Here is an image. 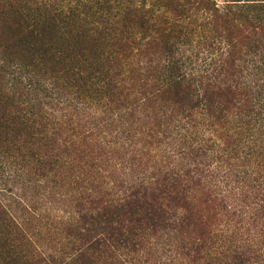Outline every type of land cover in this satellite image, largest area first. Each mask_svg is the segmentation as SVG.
<instances>
[{
  "label": "trees",
  "instance_id": "trees-1",
  "mask_svg": "<svg viewBox=\"0 0 264 264\" xmlns=\"http://www.w3.org/2000/svg\"><path fill=\"white\" fill-rule=\"evenodd\" d=\"M224 3L0 0V240L34 235L56 195L42 182L65 188L68 207L149 198L163 221L200 215L193 184L208 221L220 210L214 264H263L264 0ZM37 68L70 72L68 93L38 89ZM113 221H100L107 235ZM113 259L99 262L124 264Z\"/></svg>",
  "mask_w": 264,
  "mask_h": 264
},
{
  "label": "rangeland",
  "instance_id": "rangeland-1",
  "mask_svg": "<svg viewBox=\"0 0 264 264\" xmlns=\"http://www.w3.org/2000/svg\"><path fill=\"white\" fill-rule=\"evenodd\" d=\"M217 1L221 7L224 6L225 0ZM184 41H186L185 47L183 45L181 47L187 53L194 51L196 46L194 39ZM4 44L5 41H1V45L4 46ZM194 53H198L196 49ZM32 68L31 66L28 69ZM35 72L38 89L46 90L49 94L54 91V96L68 93L70 72H59L50 68H37ZM132 167L136 169V172L144 170L143 164ZM46 185L52 188L47 190H53L56 193L53 203L47 201L44 209L40 206L39 217L35 219L38 220L34 223L37 226L33 231L34 235L25 234L27 238L23 239L15 235L16 242L8 244L7 241L13 240L11 234L3 233L0 242H6V246L0 250V264H100L99 259L104 261L114 260L113 258H119V263L124 264H214L217 254L225 251L223 249L218 251L221 245L215 244L212 239L218 227L217 219L212 217L214 214H219L220 210L218 207L211 210L208 221L207 214L210 205L206 199L204 200L205 196L202 197L198 193L196 185L190 184L187 187H189L190 194L199 199L194 201L193 206L198 208L200 215L189 211H179L178 219L175 221L169 220L168 216H166L167 221L158 220L152 215L154 201L142 196L141 201L140 199L132 200L131 208L125 202H120L119 206H111V208H103L102 204H95V207L98 206L97 210L90 208L91 204L87 202L83 205L89 208L82 209V207H77V204L68 207L70 202H73L70 201L71 194L65 195V188L61 189L57 185L54 187L55 185L50 182H42L39 186ZM130 209H132V214ZM121 211L126 215H120ZM110 217L115 220L112 222L113 227L121 230L107 235L109 223L105 225L100 221L108 222ZM49 224L50 227L51 225L56 227L55 232L52 233L53 237L45 235L47 230L44 227ZM7 228L12 231L16 230L12 224ZM117 233H122V235ZM104 235L114 236L116 240L119 238V241L117 243L108 242L107 245L100 242L97 246L101 250H92L91 244L97 239L102 240ZM51 237L54 242H51ZM57 246L67 253V256L63 255L57 262V260L52 261L46 253L47 257L40 261V254L42 255L45 250L50 252L52 247L58 248ZM83 253L86 254L85 258H78Z\"/></svg>",
  "mask_w": 264,
  "mask_h": 264
}]
</instances>
